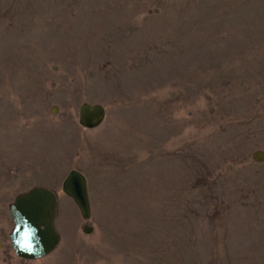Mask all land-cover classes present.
Returning a JSON list of instances; mask_svg holds the SVG:
<instances>
[{
    "label": "rangeland",
    "instance_id": "374dc122",
    "mask_svg": "<svg viewBox=\"0 0 264 264\" xmlns=\"http://www.w3.org/2000/svg\"><path fill=\"white\" fill-rule=\"evenodd\" d=\"M258 152L264 0H0V193L58 194L47 264H264Z\"/></svg>",
    "mask_w": 264,
    "mask_h": 264
},
{
    "label": "water",
    "instance_id": "95a60500",
    "mask_svg": "<svg viewBox=\"0 0 264 264\" xmlns=\"http://www.w3.org/2000/svg\"><path fill=\"white\" fill-rule=\"evenodd\" d=\"M105 118L106 109L101 104L84 103L80 107L79 119L84 128L96 129ZM255 159L263 162L264 154L256 153ZM63 191L75 201L83 217L89 219L91 209L86 177L78 171H72L64 182ZM11 215L17 226L13 239L19 255L38 258L56 249L60 238L55 228L57 196L53 191L35 188L19 196ZM92 230V227H84L85 233L89 234Z\"/></svg>",
    "mask_w": 264,
    "mask_h": 264
},
{
    "label": "flooded vegetation",
    "instance_id": "af4514ba",
    "mask_svg": "<svg viewBox=\"0 0 264 264\" xmlns=\"http://www.w3.org/2000/svg\"><path fill=\"white\" fill-rule=\"evenodd\" d=\"M29 191L30 190H25L15 195L16 191L14 188V191L12 192L0 193V264H47L49 260V255L41 256L38 258L24 257L18 254L15 247L13 237L16 232V223L11 215L12 207L16 204V200L20 195L28 193ZM66 197L70 200L73 206H76V204L70 197Z\"/></svg>",
    "mask_w": 264,
    "mask_h": 264
}]
</instances>
